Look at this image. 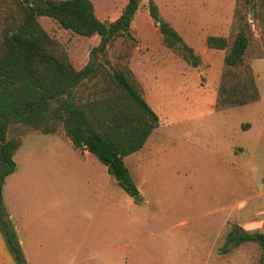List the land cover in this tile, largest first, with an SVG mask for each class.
Listing matches in <instances>:
<instances>
[{"label": "rangeland", "instance_id": "rangeland-1", "mask_svg": "<svg viewBox=\"0 0 264 264\" xmlns=\"http://www.w3.org/2000/svg\"><path fill=\"white\" fill-rule=\"evenodd\" d=\"M92 1L106 23L118 19L127 4V0ZM149 1L141 3L130 36L113 41L105 53L96 51L98 36L83 38L40 18L76 66L89 62L107 70L129 66L158 122L145 147L127 159L141 195L135 200L130 196L129 202L140 206H123V195L128 196L117 185L120 192L111 197L104 231L95 226L85 241L72 239L71 218L78 219V211L62 206L33 220L51 204L52 199L44 196L48 192H70L87 184L75 169L72 173L57 169L62 129L56 135L28 134L15 155L18 173L7 177L6 196L3 192L25 264H45L41 256L62 253L77 254L79 264L84 257L92 258L89 264H115L124 255L129 264H260L263 250L258 244L227 245V236L234 226L264 233V8L245 0H153L162 18L202 58L195 68L165 47L150 16ZM239 20L248 23L252 36L246 65L238 72L253 73L260 99L219 111L226 52L208 49L206 38L223 36L232 42ZM97 84L87 82L78 95L86 97L103 83ZM67 194L63 199H71ZM121 222L128 224L127 230L118 235ZM41 241L49 243L47 253L41 250ZM136 247L140 253L132 254Z\"/></svg>", "mask_w": 264, "mask_h": 264}, {"label": "trees", "instance_id": "trees-1", "mask_svg": "<svg viewBox=\"0 0 264 264\" xmlns=\"http://www.w3.org/2000/svg\"><path fill=\"white\" fill-rule=\"evenodd\" d=\"M144 0H127L122 14L106 23L96 14L92 0H0V231L17 264H25L19 240L3 205L6 178L15 173L16 153L31 131L64 137L75 149L87 150L104 164L117 184L130 196L138 194L125 158L140 152L156 129L158 116L144 98L141 86L127 65L107 70L89 62L76 66L67 49L40 23L49 18L83 38L98 36L96 51L104 52L119 38L130 36L132 22ZM264 8V0H245ZM150 16L165 47L192 67L202 58L180 33L165 21L159 7L149 1ZM232 40L208 36V49L225 51L216 110L241 107L260 99L253 73L244 67L252 32L239 20ZM102 82L84 97L78 90L87 82ZM256 243L263 250L264 233H248L234 226L227 245Z\"/></svg>", "mask_w": 264, "mask_h": 264}, {"label": "crops", "instance_id": "crops-1", "mask_svg": "<svg viewBox=\"0 0 264 264\" xmlns=\"http://www.w3.org/2000/svg\"><path fill=\"white\" fill-rule=\"evenodd\" d=\"M59 139H60V142L58 143V145H59V148L63 149V151L60 152L59 157L56 158V165L58 166L57 169L60 168L64 172L70 171L71 173L73 169H75L78 173H80V175L78 176L79 179L83 180L84 184H87V187L84 188L83 186H81L82 188L80 189L77 188L76 190L70 191V192L66 190L48 192V196L47 195H44V196L52 199L51 204L47 208L46 206H44V209L41 210L40 214H34L33 220L35 218L37 220L41 218L42 220L48 213L50 212L52 213V211L55 208H61L62 206L69 208V210H74L76 212L78 211L80 212L79 213L80 216H78V219L71 218V224H72V230H73L72 239L73 241H76L77 239H81L82 241H85L88 235V231L94 229L95 226L96 227L102 226V231H104L105 215L108 216V213H109L108 211L110 210L111 197H114V194H117L118 192H120V190L119 188H117L118 184L111 177L108 171V168L104 164H102L93 154H91L87 150L81 151V150L75 149L72 142L66 139L65 137L63 139L61 138ZM22 147H24V143ZM22 147L20 149H22ZM136 154L137 153L133 155H136ZM131 156H128L125 158L126 165H127V159ZM14 160H15V157H14ZM17 173H18V170L15 171V173H13L14 177L16 176ZM61 180H62V177H61ZM6 185H7V181H5L4 190H3V192L5 191V196H6ZM234 188H236V186ZM151 192H154V190ZM67 193H69L71 199H63V198H67V195H68ZM81 196H88L89 200H87L85 203L79 198ZM127 196L128 197L126 198V195H123V198H122L123 206L125 204V206L127 205V207L131 209L137 208L140 206V205L132 204L131 202H129L130 195L127 194ZM136 196L141 197V195L139 194V191ZM136 196H131V197H133L135 200L139 198V197L135 198ZM8 204L9 206L12 205V201H9ZM10 218L14 219V215L12 213L10 214ZM108 222L109 221H106L107 232L109 229ZM204 223H203V227H205ZM127 225L128 224L125 222L118 223L117 234L118 235L125 234L126 232H124V230L126 229ZM106 235L109 236V233H106ZM48 245L49 243L45 244L44 242L42 243L41 241V250L43 249L44 252L47 253L46 248H48ZM135 245H138V243H136ZM134 250L135 251H133L132 254L140 253L138 252L137 247L134 248ZM109 255H110L111 260L115 261V259H112L114 258V256L112 254H109ZM78 259L79 258L77 254L71 255L68 253L54 254L50 256H47V255L41 256V262L42 261L47 262L45 264H48L49 263L48 261H51L52 264H79ZM80 260L82 262L81 264H89L88 262H90L92 258L84 257V259H80ZM117 261L118 262H116L115 264H129L125 255L123 256V258L117 259ZM0 264H17V262L15 261V258L9 251L6 240L4 236L2 235L1 231H0Z\"/></svg>", "mask_w": 264, "mask_h": 264}, {"label": "water", "instance_id": "water-1", "mask_svg": "<svg viewBox=\"0 0 264 264\" xmlns=\"http://www.w3.org/2000/svg\"><path fill=\"white\" fill-rule=\"evenodd\" d=\"M139 196H136L135 198H138Z\"/></svg>", "mask_w": 264, "mask_h": 264}]
</instances>
